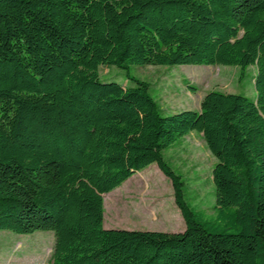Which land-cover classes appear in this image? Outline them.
Here are the masks:
<instances>
[{
	"label": "trees",
	"instance_id": "1",
	"mask_svg": "<svg viewBox=\"0 0 264 264\" xmlns=\"http://www.w3.org/2000/svg\"><path fill=\"white\" fill-rule=\"evenodd\" d=\"M132 66L255 67L257 96L166 116ZM194 132L213 219L164 158ZM154 164L186 229H105L104 195ZM0 231L52 232L50 264H264V0H0Z\"/></svg>",
	"mask_w": 264,
	"mask_h": 264
},
{
	"label": "rangeland",
	"instance_id": "2",
	"mask_svg": "<svg viewBox=\"0 0 264 264\" xmlns=\"http://www.w3.org/2000/svg\"><path fill=\"white\" fill-rule=\"evenodd\" d=\"M130 73L150 84L149 94L166 116L186 110L199 111L204 97L211 91L251 99L257 96L255 67L248 69L245 76L240 68L227 66H132ZM100 79L128 83L127 72L116 67H101ZM164 158L185 182L190 207L203 211L210 219L215 218L216 188L212 173L217 159L203 136L194 132L181 138L164 152ZM104 207L105 229L166 233L186 229L172 182L156 164L104 195ZM54 244L52 232L18 235L0 231V264H50Z\"/></svg>",
	"mask_w": 264,
	"mask_h": 264
},
{
	"label": "water",
	"instance_id": "3",
	"mask_svg": "<svg viewBox=\"0 0 264 264\" xmlns=\"http://www.w3.org/2000/svg\"><path fill=\"white\" fill-rule=\"evenodd\" d=\"M119 230H123V229H119Z\"/></svg>",
	"mask_w": 264,
	"mask_h": 264
},
{
	"label": "crops",
	"instance_id": "4",
	"mask_svg": "<svg viewBox=\"0 0 264 264\" xmlns=\"http://www.w3.org/2000/svg\"><path fill=\"white\" fill-rule=\"evenodd\" d=\"M201 135V134H200Z\"/></svg>",
	"mask_w": 264,
	"mask_h": 264
}]
</instances>
